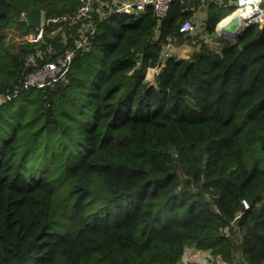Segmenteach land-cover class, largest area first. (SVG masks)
<instances>
[{"label":"trees","instance_id":"16d2710c","mask_svg":"<svg viewBox=\"0 0 264 264\" xmlns=\"http://www.w3.org/2000/svg\"><path fill=\"white\" fill-rule=\"evenodd\" d=\"M203 2L174 0L161 24L152 8L92 12L98 29L67 78L33 88L30 117L0 139V264H184L188 245L264 264V22L219 48L170 55L146 78L169 36L191 35L179 25ZM204 3L205 31L217 34L234 5ZM78 5L0 0V96H10L0 108L32 90L25 55L64 53L80 22L52 23L39 46L12 49L3 32L35 30L23 12L58 18Z\"/></svg>","mask_w":264,"mask_h":264},{"label":"built area","instance_id":"2783aa9c","mask_svg":"<svg viewBox=\"0 0 264 264\" xmlns=\"http://www.w3.org/2000/svg\"><path fill=\"white\" fill-rule=\"evenodd\" d=\"M174 0H79V5L73 15L61 16L58 18H45L43 12V18L41 27L39 29L31 30L25 33V42L36 43L39 46L44 41V33L46 29L56 21H64L67 19L71 20V23L80 22L78 27L79 37L77 38L74 47L66 49V51L57 57L42 61L39 63L38 57L42 58L43 53L40 50L29 51L25 55V65L29 67L27 73L23 79V88L33 89V88H45L52 87L58 81L67 78V73L73 63L76 51L81 47H88L90 42V37L98 29L99 23L91 19L92 12L98 11L100 13V19L107 18L112 14H121L124 16L129 15H140L146 12L147 9L152 8L156 15L157 24H161L166 18L170 5ZM205 2V0H203ZM223 1V0H219ZM229 3L234 5L232 10L233 14L240 15L242 13L248 12L250 15L247 16L245 25L251 23H263L264 22V0H228ZM203 2V5L205 3ZM203 5L200 7L202 8ZM199 8V9H200ZM231 12V13H232ZM240 13V14H239ZM196 11L192 14L190 18L185 19L179 25V31L187 34L193 33L197 30L199 24L203 21L196 19ZM203 20V17L201 18ZM62 29V24L52 25L50 29L51 33H56ZM63 40L66 42L67 37L64 36ZM175 36H169L168 42L165 44L160 61L157 65L149 67L148 70L152 71L155 75L164 60L170 56L174 55V50L176 49L174 44ZM10 98L7 96H0V102ZM245 205L248 207L249 204L244 200ZM218 210V209H217ZM234 225V224H233ZM228 230V227H226ZM207 259V256H205ZM212 260L213 257H212ZM222 264H228L226 261H222ZM233 264H251L245 259L240 257V254L234 259Z\"/></svg>","mask_w":264,"mask_h":264},{"label":"rangeland","instance_id":"374dc122","mask_svg":"<svg viewBox=\"0 0 264 264\" xmlns=\"http://www.w3.org/2000/svg\"><path fill=\"white\" fill-rule=\"evenodd\" d=\"M206 12V5H203L202 8L196 10V15H198L196 16V19H200V21H203L204 23ZM202 17L203 20L201 19ZM203 23L199 24L197 30L191 33V35H188L187 39L181 37L180 40H174L176 47L174 50V55L176 57H188L191 55L194 49L200 47L202 43H207L213 48H219L221 46L222 41L225 39L219 35L216 28L215 30L217 34L210 35L207 33ZM3 33L5 35V41L12 49H15L18 45L25 42V33H22L21 29L16 26L6 29ZM153 77L154 74L152 71L148 70L146 73V78L148 80H152ZM35 90L36 89H32L20 95L0 108V139L7 137L11 133V131L16 127V122L18 120L21 121L24 118L27 120V118L30 117L31 111L38 102L34 96L36 93ZM68 105L69 103H67V106ZM207 255H211L213 257L210 250H203L197 248L194 245H188L186 246L182 260L184 264H218L219 262V264H222V261L218 262L214 257V260H209L208 258V260H206L205 256Z\"/></svg>","mask_w":264,"mask_h":264},{"label":"water","instance_id":"95a60500","mask_svg":"<svg viewBox=\"0 0 264 264\" xmlns=\"http://www.w3.org/2000/svg\"><path fill=\"white\" fill-rule=\"evenodd\" d=\"M23 17L29 26L36 28V29H39L41 27V23H42L43 10L40 8H36V9L31 10V11L23 12ZM238 19H239L238 15H234L232 21L230 22V26L228 28V29H232L233 31L236 32L234 37H229L219 30V22L220 21L216 24V30L218 31L219 35L222 36L226 41H233V42L237 41L238 37L240 36L242 31L246 27V25L244 24V26H242L240 28ZM256 196H257V194H254V195H251L250 197L246 198L247 203L249 205H251ZM207 258L209 260H212L211 255H207Z\"/></svg>","mask_w":264,"mask_h":264},{"label":"bare ground","instance_id":"6f19581e","mask_svg":"<svg viewBox=\"0 0 264 264\" xmlns=\"http://www.w3.org/2000/svg\"><path fill=\"white\" fill-rule=\"evenodd\" d=\"M240 14V13H239ZM235 14L230 13L228 14L225 18H223L220 22H219V30L221 32H223L225 35L229 36V37H234L236 32L233 31L232 29H228L230 26V22L232 21L233 17ZM250 15V13L245 12L240 14L238 17V22H239V27L241 28L242 26H244L245 21L247 20V16ZM239 28V29H240Z\"/></svg>","mask_w":264,"mask_h":264}]
</instances>
